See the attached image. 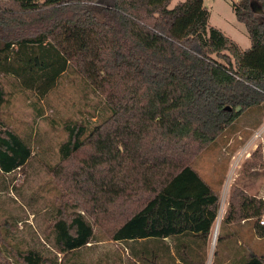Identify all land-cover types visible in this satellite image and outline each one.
I'll return each instance as SVG.
<instances>
[{"label":"trees","instance_id":"obj_1","mask_svg":"<svg viewBox=\"0 0 264 264\" xmlns=\"http://www.w3.org/2000/svg\"><path fill=\"white\" fill-rule=\"evenodd\" d=\"M171 1L0 0V76L46 97L72 71L104 97L110 113L92 131L86 121L65 125L61 157L67 161L88 146L94 151L72 181L98 208L108 194L103 217L114 216L110 194H142L136 207L118 212L111 237L152 264H159L154 244L167 239L182 257L206 246L220 195L190 161L243 113L264 105V0H232L251 39L247 49L209 25L204 0L170 8ZM5 100L0 83V109ZM32 155L0 118V174L22 169ZM263 215L264 197L237 187L223 220L251 218L264 239ZM53 232L63 252L94 236L81 212L60 214ZM19 259L46 264L35 249L20 251ZM236 264H264V253Z\"/></svg>","mask_w":264,"mask_h":264},{"label":"rangeland","instance_id":"obj_2","mask_svg":"<svg viewBox=\"0 0 264 264\" xmlns=\"http://www.w3.org/2000/svg\"><path fill=\"white\" fill-rule=\"evenodd\" d=\"M180 1L184 0H172L169 7L173 8ZM204 4L210 11V26L221 29L242 49L251 46L246 25L237 19L232 0H204ZM0 83L6 99L0 118L24 138L33 151L22 169L0 174V264H23L19 252L29 249L39 251L46 264H152L134 255L127 243L111 237L117 227L118 212L136 207L142 194H110L115 199L109 205L114 216L103 217L100 208L108 200V194H101L102 205L98 208L93 204L96 202L93 195L83 197L75 191L77 182L72 181L94 151L88 146L67 161L61 157V146L68 138L65 125L86 121L90 126L88 133L92 131L110 113L104 97L92 91L80 75L72 71L61 77L46 97L22 87L12 76L1 75ZM190 163L220 195L218 218L202 250V262L191 264H236L237 256L222 252L221 245L228 246L229 242L223 240L218 245L222 233L220 217L225 202L230 201L237 187L249 195L264 197V105L243 113ZM127 198L133 201L123 205ZM79 212L92 223L94 236L88 245L63 252L55 241L54 221L60 214L73 217ZM154 245L159 251V264H186L184 256L176 252L173 241ZM216 250L219 254L215 256ZM253 253H264V239L256 235L254 227Z\"/></svg>","mask_w":264,"mask_h":264},{"label":"crops","instance_id":"obj_3","mask_svg":"<svg viewBox=\"0 0 264 264\" xmlns=\"http://www.w3.org/2000/svg\"><path fill=\"white\" fill-rule=\"evenodd\" d=\"M228 205H229V201L228 203L225 202V205L221 213L222 215L220 217L219 229L225 233L224 241H228L229 245L228 246L221 245V248H222L223 254H226L228 256L235 255L237 256L238 260H241L247 256H250L253 253V222H252L253 220L251 218H248V219L244 218L238 221L224 222L223 219L226 215ZM213 225H212V228H213ZM186 243L190 247L189 241ZM204 248H205L204 246L197 247V245H195L193 253H188V254L183 255L184 256L183 261L186 264H190V262H193V263L194 262L196 263L199 261L202 262L201 256L203 254L202 250ZM195 249H197V251L199 250V253H196L197 251H195ZM171 250L173 251V246L171 247ZM208 255H209V252L207 250V260H208Z\"/></svg>","mask_w":264,"mask_h":264},{"label":"water","instance_id":"obj_4","mask_svg":"<svg viewBox=\"0 0 264 264\" xmlns=\"http://www.w3.org/2000/svg\"><path fill=\"white\" fill-rule=\"evenodd\" d=\"M226 109H227V110H231V109H232V107H226Z\"/></svg>","mask_w":264,"mask_h":264},{"label":"built area","instance_id":"obj_5","mask_svg":"<svg viewBox=\"0 0 264 264\" xmlns=\"http://www.w3.org/2000/svg\"><path fill=\"white\" fill-rule=\"evenodd\" d=\"M236 1H238V0H236ZM261 224H264V219H263V220H261Z\"/></svg>","mask_w":264,"mask_h":264}]
</instances>
